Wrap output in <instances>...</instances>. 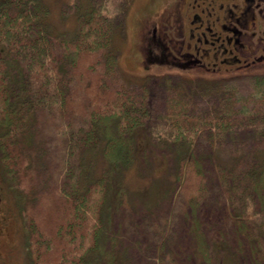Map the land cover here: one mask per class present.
I'll return each instance as SVG.
<instances>
[{"label":"trees","instance_id":"16d2710c","mask_svg":"<svg viewBox=\"0 0 264 264\" xmlns=\"http://www.w3.org/2000/svg\"><path fill=\"white\" fill-rule=\"evenodd\" d=\"M106 9L89 2L75 15L77 29L68 40L65 33L51 30L49 7L43 0H0V165L4 174L17 178L27 168L26 161L33 159L30 152L35 160L50 157L52 137L49 143L43 139L36 122L44 127L51 122L53 134L62 140L57 150L61 179L58 175L50 192L37 194L56 200L58 216L54 218L47 209L26 220L34 264H125L128 260V250L122 249L129 237L122 230L124 223L116 224L120 229L115 233L109 232L112 215L128 205L126 189L112 177L135 162L136 136L148 128L152 113L146 89L134 93L113 82L117 60L111 42L116 19ZM253 78L254 95L262 98L264 106V71H256ZM166 104L167 138L161 141L173 154L174 186L165 197L173 209L164 218H142L139 229H133L140 233L144 227L159 242L155 254L145 252V263H175L174 232L164 235L169 225L165 218H174L170 221L181 222L189 248L198 252L203 264L211 263V252L237 261L244 242L251 254L248 264H264V109L245 108L238 115L230 111L227 101L221 111L196 115L187 111L181 98L169 97ZM238 129L253 134L251 142L230 147L231 158L225 161L219 152L225 138L221 139ZM98 148L107 166L85 181L82 172L88 176L92 167L84 162V154ZM34 197L29 194L25 201L27 215ZM202 205H210L212 213L230 225L227 234L229 242H236L235 254H229L233 246L228 239L205 234L198 216Z\"/></svg>","mask_w":264,"mask_h":264},{"label":"rangeland","instance_id":"374dc122","mask_svg":"<svg viewBox=\"0 0 264 264\" xmlns=\"http://www.w3.org/2000/svg\"><path fill=\"white\" fill-rule=\"evenodd\" d=\"M49 7V26L53 33H65L68 40H71L77 29L76 14L82 12L87 4L99 3L102 7H106L107 11L115 16L116 22L112 36V47L116 52V69L113 75V82L121 85L134 93H139L144 88L147 91L148 103L151 107L152 120L148 123L147 129L140 135L136 134L137 152L136 160L129 168L121 174H115L112 179L115 184H121L127 191L128 205L120 208L112 215L111 228L109 224V232L115 233L120 229L116 224L124 223L122 230L129 232L127 241L124 242V248L128 250L125 264H159L158 262L145 263L147 259L145 252L155 254V245L157 241L153 240L154 235L145 233V228H141L140 233H134L133 229L138 230L141 225L142 218L149 219L151 217L164 218L172 211V202L166 200V192L168 188L174 186V173L172 156L169 154L168 145L161 140L167 138L165 132V114L167 110V100L169 97L181 98L186 103V109L190 114H212L215 111L224 109V103H230V111L240 115V110L250 109L257 111L264 109L262 98L254 95L253 74L256 71H264V57L262 61L255 66L244 69L241 74L226 73L224 76L213 73L208 74L215 78H208L206 75H200L195 72L197 69L182 70L177 67L166 68L156 62L147 64L141 58L139 48V37L152 34L155 29V35H158L161 23L169 26L170 23L180 24L184 26L190 25L194 14L206 21L207 18L214 19L220 4L223 8H234V2L241 3V0H43ZM257 4L260 2L261 13L264 14V0H248ZM258 15L256 23H264V15ZM174 19V20H173ZM258 65V66H257ZM201 70V69H200ZM219 80V81H217ZM211 81H216L214 84ZM219 82V84H218ZM73 87L76 89V80L72 81ZM202 83V85H201ZM197 84V85H196ZM201 85V87H199ZM221 89L216 92L215 89ZM143 89V90H144ZM215 91V92H214ZM82 95L83 90H80ZM81 102V98H78ZM82 103V102H81ZM81 105V104H80ZM44 127L42 122H36L35 127L37 133L42 138L46 137L51 142V158L42 156L41 159L26 161L27 168L21 169L17 173V178L8 179L9 175L4 174L0 165V264H34L31 260V252L29 249V238L27 223L28 217H35L40 211L50 209L58 216L54 208L56 200L48 199L46 195L37 196L39 192H50L54 188L56 181L58 182L60 162L58 157V145L62 140L53 134V125L47 122ZM251 135L245 129L236 130L231 137H222L219 152L223 160H229L230 147L247 145L251 142ZM41 138V139H42ZM40 139V141H41ZM204 142V141H203ZM47 148V152H48ZM218 151V147H217ZM18 152V151H17ZM46 152V153H47ZM27 154L28 153H23ZM170 160H168V157ZM45 157V159H44ZM49 161L46 163L47 159ZM91 161H88V159ZM138 158H141L139 161ZM89 159V160H90ZM51 162V163H50ZM84 162L91 164V170L88 176L82 172L85 181L96 177L100 171L107 166V162L102 157L99 148L90 149L84 154ZM45 164H47L45 166ZM49 164V166H48ZM85 165V164H84ZM210 167V162H208ZM80 173V180L83 178ZM10 178V177H9ZM61 179V176L59 177ZM114 191L112 192V194ZM29 194H35L29 205L30 215L24 210V205ZM115 193L112 196V203H115ZM153 205V207H152ZM153 208V211L150 209ZM32 209V210H31ZM213 209L209 205H202L198 210V216L202 223V229L205 234L220 235L229 240L227 228L230 225H224V222L214 215ZM161 214V215H160ZM168 229L164 235L168 236L171 232L175 245H172V252L176 258L174 264H203L198 252H194L189 248V241L184 230H180L181 225L174 218L168 219ZM165 221V220H164ZM173 222V223H172ZM50 225V223H48ZM177 226V228H176ZM118 228V229H117ZM141 235V236H140ZM168 245L171 241L168 240ZM233 248L229 250V254H235L236 242L233 240ZM240 252L237 261L233 256H216L211 252V263L205 264H248L251 254L247 245ZM151 244V247H150ZM159 244V242L157 243ZM217 247V246H216ZM145 248V251H144ZM142 250L143 252H140ZM217 253L218 249H214ZM136 253V254H134ZM234 259V263L231 259ZM49 260V258L45 259Z\"/></svg>","mask_w":264,"mask_h":264},{"label":"flooded vegetation","instance_id":"af4514ba","mask_svg":"<svg viewBox=\"0 0 264 264\" xmlns=\"http://www.w3.org/2000/svg\"><path fill=\"white\" fill-rule=\"evenodd\" d=\"M260 14V2L241 0L234 8L220 4L214 19L204 21L194 14L187 26L161 23L157 36L156 28L146 37L141 33L138 44L145 50L144 56L140 51L141 58L166 68H194L200 75L241 74L264 57V23H256Z\"/></svg>","mask_w":264,"mask_h":264}]
</instances>
